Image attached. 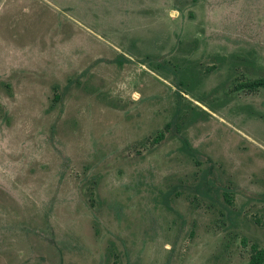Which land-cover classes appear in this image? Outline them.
<instances>
[{
    "label": "rangeland",
    "instance_id": "374dc122",
    "mask_svg": "<svg viewBox=\"0 0 264 264\" xmlns=\"http://www.w3.org/2000/svg\"><path fill=\"white\" fill-rule=\"evenodd\" d=\"M257 80L264 0H0V264H247Z\"/></svg>",
    "mask_w": 264,
    "mask_h": 264
},
{
    "label": "trees",
    "instance_id": "16d2710c",
    "mask_svg": "<svg viewBox=\"0 0 264 264\" xmlns=\"http://www.w3.org/2000/svg\"><path fill=\"white\" fill-rule=\"evenodd\" d=\"M243 87L248 88L249 91L264 88V80L253 81ZM247 264H264V249H260L257 245L252 246Z\"/></svg>",
    "mask_w": 264,
    "mask_h": 264
}]
</instances>
